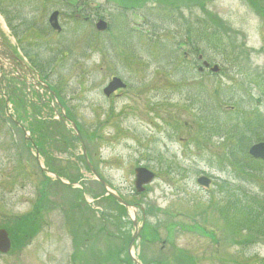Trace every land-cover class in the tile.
<instances>
[{"label": "rangeland", "instance_id": "obj_1", "mask_svg": "<svg viewBox=\"0 0 264 264\" xmlns=\"http://www.w3.org/2000/svg\"><path fill=\"white\" fill-rule=\"evenodd\" d=\"M156 1L0 0V39L28 72L24 84L0 66V227L13 241L0 264H112L134 218L143 262L264 264L240 207L264 201V165H237L242 140L264 141V0ZM113 77L126 89L106 98ZM69 122L127 215L104 201ZM138 169L154 176L141 194Z\"/></svg>", "mask_w": 264, "mask_h": 264}, {"label": "water", "instance_id": "obj_2", "mask_svg": "<svg viewBox=\"0 0 264 264\" xmlns=\"http://www.w3.org/2000/svg\"><path fill=\"white\" fill-rule=\"evenodd\" d=\"M57 16L58 13L54 12L51 14L50 18H49V24L51 26L52 29L56 30L57 32L60 31V28L58 26L57 23ZM105 29V24L103 22H100L97 25V30L102 31ZM125 85L118 79V78H113L110 83L108 84V86L103 90V94L108 97L110 96L114 91L118 90V89H124ZM73 129L76 132V136L79 138L82 148L84 149L82 140L80 138V135L78 134L75 126H73ZM248 154L254 158V159H260L262 161H264V143H258L255 144L253 146L250 147ZM95 174V173H93ZM95 177L97 178L96 174ZM153 174L145 169H138L136 170V180H135V189L137 192H143L144 185L149 184L152 180H153ZM98 179V178H97ZM197 184L199 186H203V187H208L210 184V180L206 177H200L197 180ZM115 200H117L122 206L127 207V205L121 200L119 199L116 195L108 192ZM135 226V223H134ZM139 230H135L133 236L131 237L129 246H128V254L132 260V262L134 264H139L131 255V247L134 243V241L136 240L137 236H138ZM10 250V242L7 236V233L0 229V253L2 254H6L8 253Z\"/></svg>", "mask_w": 264, "mask_h": 264}, {"label": "trees", "instance_id": "obj_3", "mask_svg": "<svg viewBox=\"0 0 264 264\" xmlns=\"http://www.w3.org/2000/svg\"><path fill=\"white\" fill-rule=\"evenodd\" d=\"M168 2V4H174L175 1L173 0H165ZM157 5H165L163 0H159L156 1ZM38 139H41V135ZM247 143H244L243 140L240 144V160L237 161V165H238V170L240 171L239 173H242L244 175L249 176L250 174H252L251 172L253 171L252 165L254 164H258L259 161H254L251 158H249V156L247 155V152L245 151V146L247 148ZM239 151V150H238ZM261 163V162H260ZM264 165V163H261ZM256 173V172H255ZM104 201H107L109 203V205L111 204L113 207L112 209L117 210L120 212V214L125 215V210L123 207L119 206L114 200H112L111 198H108ZM246 202L248 200H245ZM251 205H253L254 207H252ZM251 205H249V201L247 202V204H244L241 207L242 211H246V214L242 215V218H247L250 217L251 219H249L247 221V224H245L249 229H252V231L254 232V234L256 235L257 238H264V201H257L256 203L251 199ZM254 220L256 223H254ZM259 220V221H258ZM250 224H249V223ZM122 237L121 238V245H120V249L116 252L115 250H113L112 252H110L111 256H109V260L110 263L112 262L116 264H132L130 262V259L128 258L127 254H125L124 260L119 258V251H124V249L127 248V244H128V239ZM115 253V255H113L112 253ZM119 258V260H118ZM97 258H95V262H96ZM102 261V260H101ZM98 263V262H97ZM101 264V263H99Z\"/></svg>", "mask_w": 264, "mask_h": 264}, {"label": "flooded vegetation", "instance_id": "obj_4", "mask_svg": "<svg viewBox=\"0 0 264 264\" xmlns=\"http://www.w3.org/2000/svg\"><path fill=\"white\" fill-rule=\"evenodd\" d=\"M9 63H11L10 64V66H11V69L14 71V75H15V77L18 79V80H21V81H23L24 82V84H26V79H27V77H28V72H27V67L25 66V64L24 63H22V61L19 59V58H14V59H10L9 60ZM202 68H199V73L200 72H202ZM29 80H34V78L29 74ZM30 82V81H29ZM36 85H38V84H36ZM118 91H116L115 93H113V95H115L116 93H117ZM112 95V96H113ZM57 106L60 108V109H62L61 107V105L59 104V103H57ZM44 147H42L41 148V151H42V153H43V155L46 157V155H45V153H44ZM56 174H59V171H56L55 172ZM45 174H46V172H45ZM9 239H10V243H11V248H12V246H13V241H12V238L9 236Z\"/></svg>", "mask_w": 264, "mask_h": 264}]
</instances>
